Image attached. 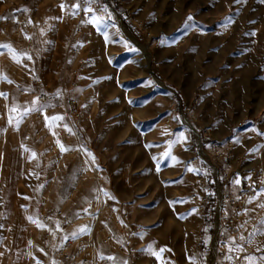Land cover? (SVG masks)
<instances>
[{
	"label": "rangeland",
	"instance_id": "obj_1",
	"mask_svg": "<svg viewBox=\"0 0 264 264\" xmlns=\"http://www.w3.org/2000/svg\"><path fill=\"white\" fill-rule=\"evenodd\" d=\"M24 1L21 11L33 25L31 35L26 24L13 20L0 32V264H59L66 228L42 224L41 210L63 208L72 221L68 228L86 234L91 223L79 220L78 213L107 199L140 228L133 236V264H206L196 246L210 243L217 202L200 212L192 198L202 191L199 172H207L214 196L217 188L193 128L213 162L208 144L213 135L233 142V163L243 171L244 130L254 127L253 147L264 150V101L259 102L264 40L239 35L206 47L200 30L184 26L186 12L190 17L202 11L201 0L197 8L188 0H110L101 14L83 13L77 39L68 0ZM12 8L14 18L18 6ZM224 17L219 13V20ZM18 30L32 36L34 59L16 53ZM30 70L43 72L53 85L59 77L76 83L70 94L82 116L71 132L59 128L54 117L34 123L42 138L22 129L15 109L29 110L35 99L18 86L29 81ZM21 132L27 135L23 141L12 137ZM80 173L86 177L67 200ZM260 175L246 172L238 179L258 187ZM260 194L258 188L232 234L233 264H264V205L253 203ZM49 229L58 233L53 240L45 237Z\"/></svg>",
	"mask_w": 264,
	"mask_h": 264
},
{
	"label": "built area",
	"instance_id": "obj_2",
	"mask_svg": "<svg viewBox=\"0 0 264 264\" xmlns=\"http://www.w3.org/2000/svg\"><path fill=\"white\" fill-rule=\"evenodd\" d=\"M71 15L77 19L75 26L76 39L83 34L82 25L79 23L81 16L87 10H94L101 14L105 12V4L110 6V0H68ZM19 3L12 0V7H17ZM14 24H26V31L33 32V25L27 23V16L24 13H18L13 19L0 18V32L6 31L7 23L12 21ZM17 42L15 51L23 58L34 59L37 55L32 36L25 37L21 30L16 32ZM73 53L77 54L78 49L74 48ZM77 73L76 70L73 71ZM76 83L69 84L65 78L59 77L56 83L50 84L43 72L39 70H30V79L24 84L18 86L20 93L34 95L33 106L26 111L20 107L15 109V114L21 121L24 131H31L38 138L43 137L41 129L34 127V123L43 120L46 117H54L56 125L59 128L75 129L77 122L81 119L82 112L79 101L70 94V89L75 87ZM209 130L204 131L205 139L208 137ZM200 135L199 150L204 148L205 141ZM210 150L215 156L214 162L218 166L217 172L205 160L207 167L212 172V183L215 184L216 196L212 190L207 187L208 174L202 170L199 172L200 188L193 194L192 198L197 202L200 212L205 214V210L211 201L216 200L215 212L213 216V227L210 243L206 246L198 243L196 250L204 253L207 258L206 264H211L212 251L216 248V264H233L229 251L232 234H236L243 223L244 211L247 202L257 194L258 187L253 185L242 186L236 193L225 194L220 206L221 199L218 194V185L223 181L228 182L238 179L246 172L251 176L262 174V170L243 171L233 163L231 150L233 142L222 143L221 140H210ZM51 151H54L52 148ZM238 158L237 160H239ZM197 161V159H196ZM221 172V175H220ZM86 176L79 174L78 180L69 191L67 200L75 197L81 181ZM223 185V186H225ZM78 219L91 223V230L86 234H75L70 230L72 221L63 208L52 206L44 207L39 215L42 224L51 226L54 223L66 228L62 235V245L57 250L59 255V264H133L132 254L134 249L133 236L138 233L139 227L135 224L128 212L118 209L116 204L107 199L101 204L90 205L78 213ZM220 226V227H219ZM58 233L53 229L47 230L45 237L47 240H53ZM243 264V263H241Z\"/></svg>",
	"mask_w": 264,
	"mask_h": 264
},
{
	"label": "crops",
	"instance_id": "obj_3",
	"mask_svg": "<svg viewBox=\"0 0 264 264\" xmlns=\"http://www.w3.org/2000/svg\"><path fill=\"white\" fill-rule=\"evenodd\" d=\"M5 1L6 3H4L2 6L0 5L2 8V10H0V18L13 19L10 15V13L14 11L12 8V0ZM16 1L19 3V5L18 9L15 11H19L18 13H23L21 11V7L23 5H27L28 2H25L24 0ZM201 2L203 4V9L201 12H197L190 17H188V12H186L184 26L185 31H188L189 27L191 29L197 28L200 30L198 35L202 37V42H208V45H205L206 47L210 46L209 44L211 42L218 40H226L228 43L234 42L240 38L239 35H244L245 38H251L252 40H264V0H201ZM188 4L191 6L195 5V8H197L199 0H188ZM237 9H239L238 12ZM240 9L243 11L241 12ZM190 10L193 11L192 9ZM247 10L249 11V15H247ZM18 13L13 17H16ZM219 13L222 14V16H225L222 20L218 19ZM181 28L182 25L180 26V29ZM246 35H249V37H246ZM259 72H264L263 68L260 69ZM262 82L264 83V79ZM262 89L264 91V86ZM259 97L262 98L259 102L263 103L264 92L261 93ZM12 102L14 103L16 100L14 99ZM253 128L244 130V134L247 135V138L243 149L244 156L242 158V167H244L247 171L252 169L263 171L262 175L258 176L255 180V183H258L259 192H261V194L257 200L253 202L257 203L259 206H263L264 150L254 149L252 139L254 133ZM67 129L71 132L70 128ZM26 136L27 135L24 132L18 134L13 133L12 135V137L15 139L18 138L19 141H23ZM217 136L219 137L221 135H213V139L211 140H219ZM245 185H253L252 180L246 178L236 179L223 186L224 193L226 195L229 193L234 194Z\"/></svg>",
	"mask_w": 264,
	"mask_h": 264
},
{
	"label": "bare ground",
	"instance_id": "obj_4",
	"mask_svg": "<svg viewBox=\"0 0 264 264\" xmlns=\"http://www.w3.org/2000/svg\"><path fill=\"white\" fill-rule=\"evenodd\" d=\"M116 18L118 19V21H119V25H120V28L123 30V32H124V33H125L130 39L133 40L132 35L130 34V32L128 31V29L124 26V24L122 23V21L119 19V17H118L117 15H116ZM141 46H143V45H141ZM143 52H144V54H145V56H146V58H147V61L150 62L151 57H150V54H149L148 51H147V47H146V46L143 47ZM158 82H159V85H161V86H165L164 82H162V81H160V80H158ZM193 130H194V134H195V136H197V139L199 140L198 143L200 144V135H199L200 132L197 131V130L194 129V128H193ZM195 132H196L197 134H196ZM199 153H200V155H201L204 159L207 160V162L212 166V168H213L215 171H217L218 166L215 165L214 162L208 158L207 153H206V151H205L203 148L200 149ZM218 194H219L220 199H221V203H220V206H219V207L221 208V205H222V202H223V197H224V188H223V186H221L220 184L218 185ZM219 227H220V226H219ZM212 262H213V264H216V248L213 249Z\"/></svg>",
	"mask_w": 264,
	"mask_h": 264
}]
</instances>
